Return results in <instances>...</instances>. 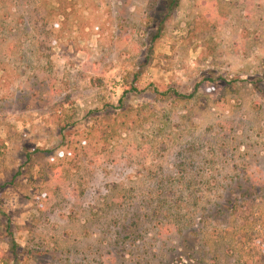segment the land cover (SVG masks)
<instances>
[{
    "label": "rangeland",
    "instance_id": "1",
    "mask_svg": "<svg viewBox=\"0 0 264 264\" xmlns=\"http://www.w3.org/2000/svg\"><path fill=\"white\" fill-rule=\"evenodd\" d=\"M165 7L0 0V264H264V0Z\"/></svg>",
    "mask_w": 264,
    "mask_h": 264
},
{
    "label": "trees",
    "instance_id": "2",
    "mask_svg": "<svg viewBox=\"0 0 264 264\" xmlns=\"http://www.w3.org/2000/svg\"><path fill=\"white\" fill-rule=\"evenodd\" d=\"M180 0H165V10H164V18L170 16V14L172 13V11H174L178 5H179ZM160 30L158 32V34L156 35V37L160 36Z\"/></svg>",
    "mask_w": 264,
    "mask_h": 264
}]
</instances>
